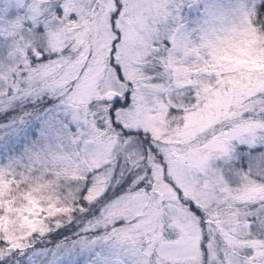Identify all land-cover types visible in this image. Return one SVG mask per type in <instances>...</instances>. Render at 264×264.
<instances>
[{
  "label": "snow or ice",
  "instance_id": "snow-or-ice-1",
  "mask_svg": "<svg viewBox=\"0 0 264 264\" xmlns=\"http://www.w3.org/2000/svg\"><path fill=\"white\" fill-rule=\"evenodd\" d=\"M0 264H264V0H0Z\"/></svg>",
  "mask_w": 264,
  "mask_h": 264
}]
</instances>
